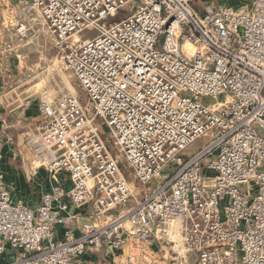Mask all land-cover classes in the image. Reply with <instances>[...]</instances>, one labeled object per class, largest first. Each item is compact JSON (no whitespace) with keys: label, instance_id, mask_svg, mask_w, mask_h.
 Returning <instances> with one entry per match:
<instances>
[{"label":"built area","instance_id":"built-area-1","mask_svg":"<svg viewBox=\"0 0 264 264\" xmlns=\"http://www.w3.org/2000/svg\"><path fill=\"white\" fill-rule=\"evenodd\" d=\"M0 1L41 15L90 103L41 101L27 142L57 182L32 208L0 174V257L85 264L108 247L122 264H264V0ZM114 150L141 187L160 183L139 199ZM72 207L92 209L79 230Z\"/></svg>","mask_w":264,"mask_h":264},{"label":"crops","instance_id":"crops-1","mask_svg":"<svg viewBox=\"0 0 264 264\" xmlns=\"http://www.w3.org/2000/svg\"><path fill=\"white\" fill-rule=\"evenodd\" d=\"M216 2L238 9H249L254 0ZM9 7L0 11L3 19L1 22L0 17V174L15 198L23 199L29 206L36 208L41 195L57 181L49 169L37 161L34 150L27 142L31 131L42 120L40 103L45 99L40 95L32 97L34 93L29 94L17 86L18 74L26 65L28 48L23 49L24 44L13 39L16 35V23L21 17L20 7L15 5L11 16L7 17ZM40 24L42 26L37 30L47 29L42 17L35 23ZM27 98H31L32 102L29 106H24L23 101ZM58 179L65 182L66 176L60 174ZM91 212L90 207L81 210L72 207L70 214L72 213L73 218L68 227L79 230L81 224L90 221ZM64 228L59 227V234L63 233ZM17 260L18 255L8 247L0 257V264H11ZM123 261L121 253L108 247L85 256V264H122Z\"/></svg>","mask_w":264,"mask_h":264},{"label":"rangeland","instance_id":"rangeland-1","mask_svg":"<svg viewBox=\"0 0 264 264\" xmlns=\"http://www.w3.org/2000/svg\"><path fill=\"white\" fill-rule=\"evenodd\" d=\"M7 5L10 6L7 13L8 17L11 16L14 7L12 8L9 3H7ZM140 5L141 2L136 1L134 8H138ZM5 9H8L7 6H4V3L0 1V11ZM19 12L21 14L20 19L27 22L31 27V34L27 38H22L15 30L17 36H13L15 41L24 44L23 49L28 48L25 58L26 65L23 67L22 72L18 74L17 86L20 89L26 90L29 94L34 93L32 97L40 95V97H43L45 100H52L63 93L73 92L79 97L82 104L90 109V103L85 90L79 84L74 72L66 67L65 55L69 49L66 46L57 45L55 37L51 36L48 28L46 29L47 31L42 29L37 30L42 26L41 24L35 25V23H37L41 18V15L37 11H34L31 14H26L19 8ZM0 17L2 22V16ZM11 19L13 18L11 17ZM13 22H16V20L14 21L13 19ZM97 123L103 131L106 130L104 136L107 137L108 133L105 122L101 118H98ZM208 142V137H200L189 147V151L198 150L204 147ZM111 145L114 147L113 143H111ZM114 151L115 154L122 160L129 180L136 187V193L139 199L144 198L150 190L160 183V181H153L145 187H141L140 183L135 180L133 174L127 168V164L125 163L123 156L117 153V150ZM169 173L170 171L167 169L165 171V176ZM122 260L123 259L121 258V261Z\"/></svg>","mask_w":264,"mask_h":264},{"label":"trees","instance_id":"trees-1","mask_svg":"<svg viewBox=\"0 0 264 264\" xmlns=\"http://www.w3.org/2000/svg\"><path fill=\"white\" fill-rule=\"evenodd\" d=\"M104 135V134H103ZM105 137V136H104Z\"/></svg>","mask_w":264,"mask_h":264}]
</instances>
